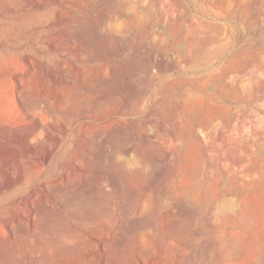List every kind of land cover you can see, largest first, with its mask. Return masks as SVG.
Listing matches in <instances>:
<instances>
[{
	"label": "rangeland",
	"instance_id": "rangeland-1",
	"mask_svg": "<svg viewBox=\"0 0 264 264\" xmlns=\"http://www.w3.org/2000/svg\"><path fill=\"white\" fill-rule=\"evenodd\" d=\"M6 216L0 264H264V0H0Z\"/></svg>",
	"mask_w": 264,
	"mask_h": 264
},
{
	"label": "bare ground",
	"instance_id": "bare-ground-1",
	"mask_svg": "<svg viewBox=\"0 0 264 264\" xmlns=\"http://www.w3.org/2000/svg\"><path fill=\"white\" fill-rule=\"evenodd\" d=\"M124 166H126V165L123 163V164H122V168H125ZM24 206H26V207L29 208L28 201H24ZM16 208L19 209L17 205H14L11 209H12V210H16ZM9 209H10V208H9ZM12 216H14V215H12ZM12 216H6L5 218L0 219V225H1V224L5 225V226L8 225L10 219H11V218H14V217H12ZM24 264H28V263H24ZM30 264H38V261L35 260V259H31Z\"/></svg>",
	"mask_w": 264,
	"mask_h": 264
}]
</instances>
